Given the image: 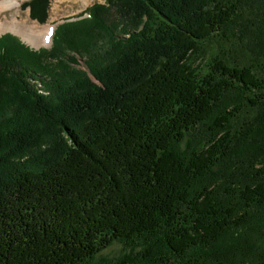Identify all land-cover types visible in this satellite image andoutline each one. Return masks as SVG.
Here are the masks:
<instances>
[{
    "label": "trees",
    "instance_id": "1",
    "mask_svg": "<svg viewBox=\"0 0 264 264\" xmlns=\"http://www.w3.org/2000/svg\"><path fill=\"white\" fill-rule=\"evenodd\" d=\"M0 264H264V0H106L49 48L2 34Z\"/></svg>",
    "mask_w": 264,
    "mask_h": 264
},
{
    "label": "rangeland",
    "instance_id": "2",
    "mask_svg": "<svg viewBox=\"0 0 264 264\" xmlns=\"http://www.w3.org/2000/svg\"><path fill=\"white\" fill-rule=\"evenodd\" d=\"M2 1V0H0ZM29 0H21V4L19 8H11L8 10H4L0 13L1 19H10L12 21L13 17L18 19L22 24H28L34 29L35 35L29 36L30 33L26 35H22L11 30H6L0 32V36L2 34L11 33L13 35L19 36L22 38L27 44H29L32 48L38 49L40 47L49 48L53 43V34L56 26L69 19H75L78 15L82 14L89 6L93 5L96 2H105L106 0H49V6L47 9V18L44 21H41L37 18H33L31 16L30 5H25V2ZM87 13L83 14L80 17H83ZM79 17V18H80ZM47 24H53V32L51 35V39L49 42H44V38L42 37V29ZM39 40V41H38ZM81 64L79 67L87 69L84 64V59H81ZM121 249V245L119 243H115L114 246H110L104 250V254L115 255Z\"/></svg>",
    "mask_w": 264,
    "mask_h": 264
},
{
    "label": "bare ground",
    "instance_id": "3",
    "mask_svg": "<svg viewBox=\"0 0 264 264\" xmlns=\"http://www.w3.org/2000/svg\"><path fill=\"white\" fill-rule=\"evenodd\" d=\"M21 4V0H2L0 1V13L4 10H8L11 8H19ZM53 24H47L44 26L42 31V37L44 38V42H49L51 39V35L53 32ZM11 30L13 32L26 35L30 33L29 36L35 35L34 29L28 24L21 23L18 19L13 17L12 21L10 19H1L0 18V32ZM33 34V35H32ZM52 40V39H51ZM39 41V40H38Z\"/></svg>",
    "mask_w": 264,
    "mask_h": 264
}]
</instances>
